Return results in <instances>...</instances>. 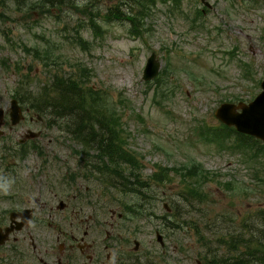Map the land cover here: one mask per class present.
<instances>
[{
  "label": "rangeland",
  "instance_id": "obj_1",
  "mask_svg": "<svg viewBox=\"0 0 264 264\" xmlns=\"http://www.w3.org/2000/svg\"><path fill=\"white\" fill-rule=\"evenodd\" d=\"M37 1L0 0V103L8 105L15 92L38 94L45 82L84 75L103 93L107 115L119 116L130 154L125 175L138 177L126 192L97 172L83 177L82 161L96 152L34 114L30 128L42 133L29 163L38 164L43 197L81 186L86 205L120 206L126 225L136 226L143 264H208L220 236L241 232L256 210L264 211V152L242 149V138L214 116L221 103L248 102L261 89L264 0H207L209 7L180 0L176 8L157 0L140 34L127 20L104 17L118 0L51 11L31 7ZM150 56L161 61L160 72L144 81ZM26 181L28 196L34 183ZM12 186L9 180L0 186V199ZM45 220L46 242L55 241L57 231L49 228L55 222Z\"/></svg>",
  "mask_w": 264,
  "mask_h": 264
},
{
  "label": "flooded vegetation",
  "instance_id": "obj_2",
  "mask_svg": "<svg viewBox=\"0 0 264 264\" xmlns=\"http://www.w3.org/2000/svg\"><path fill=\"white\" fill-rule=\"evenodd\" d=\"M13 98L16 97L10 94L8 105L0 103V150L5 151L0 152L4 154L0 156V186L9 180L14 188L0 199L4 203L0 227L11 233L0 246V264H143L137 228L126 225L120 206L89 207L79 191L81 186L65 196L54 193L51 198L43 197L36 186L38 164L29 163L39 154L33 149L35 137L27 136L35 123L34 110L16 98L23 116L20 122L13 123ZM82 162L85 165L80 172L84 177L87 162ZM24 180L34 183L28 196ZM49 217L55 222V226L50 222L49 228L57 234L55 241L46 242L45 219Z\"/></svg>",
  "mask_w": 264,
  "mask_h": 264
},
{
  "label": "trees",
  "instance_id": "obj_3",
  "mask_svg": "<svg viewBox=\"0 0 264 264\" xmlns=\"http://www.w3.org/2000/svg\"><path fill=\"white\" fill-rule=\"evenodd\" d=\"M83 1L85 0H39L32 2L31 7L51 11L54 7L62 9L63 7L78 6L77 4H81L80 2ZM158 1L164 4L167 0ZM158 1L118 0L117 4L109 5L106 8L104 17L109 20H113V18L119 21L120 19L127 20L134 24L132 27L136 34H140L142 30L139 28L143 27V20L147 15L152 14ZM171 1L175 8L180 5V0ZM96 14L99 17L100 13ZM136 20L137 23H135ZM72 77L74 75L51 84L45 82V87L38 94L33 93L32 107L40 116L46 115L51 118L50 126L51 124L52 126L57 125L59 129L67 133L68 138L79 145H98L94 148L99 151L98 157L100 158V161L96 160L98 162L96 166L99 164L103 166L105 181L107 179L113 181V185L121 188L124 192L132 185L136 187L138 177L134 176L132 171L125 175L126 170H131L130 167H126L128 165L126 159L130 154L125 149L128 137L124 134L119 116L116 113L113 114V118L110 114L107 115V107L100 104L103 93L95 89V86L86 83L84 75L76 80ZM225 128L230 135L232 133L237 139L242 138L239 141L242 149H249L247 145L255 148L261 146L251 136L237 133L228 126ZM256 150L258 151L260 148H256ZM105 157H108L107 161L104 159ZM115 177H119L117 184L114 183ZM177 227H181L180 222ZM195 235L200 242L202 235L198 228ZM219 238L220 248L211 247L207 252L208 264H264V211L256 210L252 223L242 224L241 232L228 234V238L225 236ZM201 246L204 247V245Z\"/></svg>",
  "mask_w": 264,
  "mask_h": 264
},
{
  "label": "water",
  "instance_id": "obj_4",
  "mask_svg": "<svg viewBox=\"0 0 264 264\" xmlns=\"http://www.w3.org/2000/svg\"><path fill=\"white\" fill-rule=\"evenodd\" d=\"M159 62L153 56L148 59L143 79H152L156 76L159 70ZM262 90L256 98L248 104L238 102L237 105L230 102H225L215 109L217 118L225 124L235 126L236 130L248 135H253L264 140V78L261 82ZM16 102L13 101V107ZM15 108V107H14ZM19 118L14 120L18 121ZM8 233L0 230V244H3ZM160 238V236H159Z\"/></svg>",
  "mask_w": 264,
  "mask_h": 264
}]
</instances>
